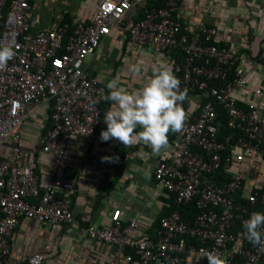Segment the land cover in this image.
<instances>
[{"label": "built area", "instance_id": "1", "mask_svg": "<svg viewBox=\"0 0 264 264\" xmlns=\"http://www.w3.org/2000/svg\"><path fill=\"white\" fill-rule=\"evenodd\" d=\"M33 1L0 0V47L11 46L16 53L0 69V148L8 140L15 142L10 155L0 156V264H44L48 244L26 262L13 257L11 239L22 218L54 226L75 221L70 196L74 183L58 175L42 176L34 158L23 160L20 141L29 115L42 106L52 108L51 125L39 134L38 144L52 155L53 172L65 167L77 133L97 138L108 89L89 75L85 63L113 30L123 41L169 58L195 108L173 153L154 169L156 185L172 195L175 205L161 217L156 237L143 232L137 219H117L109 227L91 224L85 232L116 245L106 264H118L120 258L129 264H184L190 256L208 264L203 252H217L228 264L237 255L239 264H264V248L245 247L233 230L252 213H264L258 189L264 183V118L259 100L240 104L248 84L246 66L255 60L264 64V46L255 59L218 43V28L203 13L189 25L181 23V0H97L93 16L78 20L71 31L61 22L37 26ZM255 93L261 99L264 87H256ZM203 94L215 99L204 101ZM216 103L226 110L227 125L235 134L218 136ZM249 165L256 171H248ZM222 167L231 177L215 180L211 174ZM247 172L256 174L250 189H245ZM192 202L199 212L186 219L180 207Z\"/></svg>", "mask_w": 264, "mask_h": 264}, {"label": "crops", "instance_id": "2", "mask_svg": "<svg viewBox=\"0 0 264 264\" xmlns=\"http://www.w3.org/2000/svg\"><path fill=\"white\" fill-rule=\"evenodd\" d=\"M97 4V0H34L32 12L37 26H54L66 14H71L73 20H89ZM200 13L208 24L218 28V43L255 59L258 57L264 46V0H181L177 17L181 23L189 25L198 20ZM137 64H142L139 74L131 71ZM166 65L172 67L165 55L155 54L148 46L123 41L117 30L103 40L85 63L91 77L105 85L119 78V86L129 91L138 90L147 83L154 75V67ZM246 68L248 84L240 95V102L246 106L250 101L259 100V113L264 118V97L259 99L255 93L256 87H264V64L255 60ZM187 105L186 111L191 116L195 99L189 98ZM111 106V102H103L97 138L89 139L77 133L65 167L55 173L52 155L41 151L38 144V136L49 117V107L34 110L30 105L29 109L34 111L24 125L25 134L20 141L25 151L23 160L34 158L36 169L45 178L58 175L74 183L75 190L70 196L75 221L54 226L34 218H22L11 239L14 258L26 262L30 255L45 250L48 244L44 264H106L116 245L90 238L85 227L91 224L109 227L117 219L123 223L137 219L143 232L149 235L157 229L158 219L173 205L172 195L156 185L154 169L160 160L173 153L177 137L169 140L170 147L160 155L152 154L150 146L143 144L125 147L114 138L102 141L100 134L107 129L104 114ZM14 144L13 140L5 142L0 156L10 155ZM103 157L115 162H102ZM249 166L248 171H256V167ZM148 170L150 178L145 177ZM255 175L247 172L245 189L251 188ZM118 264L129 263L120 258ZM184 264L207 263L202 257L190 256Z\"/></svg>", "mask_w": 264, "mask_h": 264}, {"label": "clouds", "instance_id": "3", "mask_svg": "<svg viewBox=\"0 0 264 264\" xmlns=\"http://www.w3.org/2000/svg\"><path fill=\"white\" fill-rule=\"evenodd\" d=\"M11 46L0 47V69L15 56ZM142 64L133 65L131 71L139 74ZM154 75L140 89L129 91L121 87L119 78L109 81V90L102 99L112 106L104 114L107 129L102 131V141L116 139L125 147L143 144L150 146L152 154L160 155L167 150L169 133L184 130L189 113L183 107L187 89L181 90V81L171 65L154 67ZM139 129V130H138ZM118 160V157H116ZM102 162H115L103 157ZM150 178V170L145 172ZM243 235L253 246L264 248V213L254 212L243 224ZM208 264H228L217 252H203Z\"/></svg>", "mask_w": 264, "mask_h": 264}, {"label": "trees", "instance_id": "4", "mask_svg": "<svg viewBox=\"0 0 264 264\" xmlns=\"http://www.w3.org/2000/svg\"><path fill=\"white\" fill-rule=\"evenodd\" d=\"M142 15H143V13L140 12V13H138V15H136L135 18L136 19L137 18H140ZM77 21L78 20H73L71 14H66L65 18L61 21V23L62 24L63 23L64 24H68L69 25V30L71 31L74 28V26L76 25ZM219 83H221V81ZM202 98H203L204 101H206V100H214L215 99L213 96H211L209 94H203V97ZM187 102L188 101L186 100L185 101L186 108L188 107ZM240 104L243 105L241 102H240ZM216 107H217L218 122H219L218 136L219 137H223L225 135L235 134L236 133V130L230 128L227 125V113H226V110L221 105H218L217 103H216ZM51 114H52V108L49 107V117H48V119L46 121L44 130L48 129L50 127V125H51ZM180 133H171L170 132L169 133V140H172V138L175 139L176 137L178 138L180 136ZM211 176L215 180H220V181L226 180V179H228V178L231 177V175L226 174V172H225V170H224L223 167L221 169L217 170L216 172L212 173ZM258 189L260 191V204L261 203L264 204V183ZM237 199H238L239 202H243L244 201V199L241 198L240 196H238ZM261 206L262 205H259L258 210H260V207ZM174 207H175V205L173 204L169 209H167V211H165V213L162 214V216H164L167 213H169ZM180 210H181V212L183 213V216L186 219H192L199 212V209H198V207H197V205H196L195 202H192L189 205H182L180 207ZM160 219H161V217L157 221V228H158ZM233 230L236 231V232H238L241 235L242 244L245 247H248V248L254 247L253 244H251L247 239H245V237L243 235V233L245 231V229L243 228V224H240V223L237 224L233 228ZM149 235L150 236H153V237H156V235H157V229L155 230V232L150 233ZM190 241H193V239H190ZM127 252H132L133 253V250L128 249ZM240 261H241V257L239 255H237V257L234 260V263L233 264H239Z\"/></svg>", "mask_w": 264, "mask_h": 264}]
</instances>
